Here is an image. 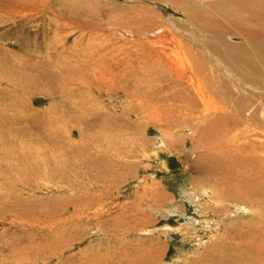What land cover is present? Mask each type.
<instances>
[{"label":"rangeland","instance_id":"374dc122","mask_svg":"<svg viewBox=\"0 0 264 264\" xmlns=\"http://www.w3.org/2000/svg\"><path fill=\"white\" fill-rule=\"evenodd\" d=\"M170 16L264 85V0H0V264L251 263L264 167L211 138L264 153V96Z\"/></svg>","mask_w":264,"mask_h":264},{"label":"bare ground","instance_id":"6f19581e","mask_svg":"<svg viewBox=\"0 0 264 264\" xmlns=\"http://www.w3.org/2000/svg\"><path fill=\"white\" fill-rule=\"evenodd\" d=\"M170 24L175 30H177L179 32L187 33L188 35L186 36V40L188 42H190V44H192L195 48H198V49L200 48V50L205 51L203 53H206L205 59H206V63L208 65H211V58L214 57L215 55H218L217 63L220 66H222V68L224 69V72H225L223 75L224 80L227 81L229 84H235L236 86L240 85L246 91V94L244 96H247V97L253 96L254 94H252V93H260L261 95L264 96V85H261L258 80L252 78L251 76H249L248 74L243 72L238 66H236L233 63V60H232L233 58L230 55V53L227 51V49L222 50L221 45L217 41H215L212 37L210 39L206 40L208 38V36L207 37L204 36L202 33H199V31L193 30L190 33V32H187L185 30H182V27H181L182 25H181L180 21L173 18L172 16L169 17V25ZM202 51H201V53H202ZM229 103H231V105H233V107H232L233 114L232 115L234 116V114H235V116H237L238 114L236 113V111L238 110L237 106L239 103L234 102L233 100L229 101ZM237 120H238V117H237L236 121L231 122V124L234 126V128L237 127V124H238ZM255 122H260L264 125V114H262V116H260V117L256 116L255 119H251L252 124H254ZM234 130L233 129L228 130V126H226V128L224 129V132L216 131V133H214L212 138H211L212 139L211 144L214 145L213 148H215L219 151H223V152L233 154L237 158L238 162L241 165H242V161H247V160H245V158L243 156L244 154H246L247 156H249L248 158L253 162L254 166L260 165L263 168L264 167V153H261V152L255 150L254 148H251V147L250 148L245 147L246 144L241 142L242 133L235 134ZM233 151H234V153H232ZM222 156H225L228 160L231 159V156H229V155H222ZM226 158L224 159L225 162L227 161ZM211 166H213V165H211ZM263 233H264V231H263ZM261 238H262V243H261L262 245L259 244L257 248H255L256 246L253 245L254 246L253 248H255V249H253L254 251H249V253H243L239 256L246 257L247 258V259H245L246 261H248L250 259L251 260L250 264H264V238H263V236Z\"/></svg>","mask_w":264,"mask_h":264}]
</instances>
